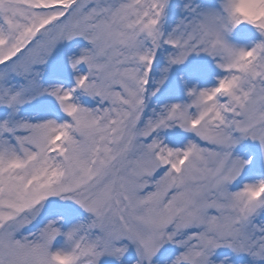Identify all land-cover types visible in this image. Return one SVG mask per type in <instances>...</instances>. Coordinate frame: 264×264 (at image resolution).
Masks as SVG:
<instances>
[{
  "label": "snow or ice",
  "instance_id": "1",
  "mask_svg": "<svg viewBox=\"0 0 264 264\" xmlns=\"http://www.w3.org/2000/svg\"><path fill=\"white\" fill-rule=\"evenodd\" d=\"M0 264H264V0H0Z\"/></svg>",
  "mask_w": 264,
  "mask_h": 264
}]
</instances>
